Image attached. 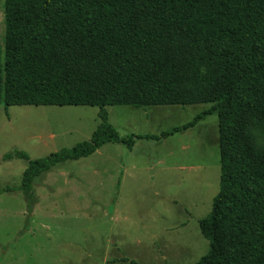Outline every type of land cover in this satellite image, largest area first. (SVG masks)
Instances as JSON below:
<instances>
[{
	"label": "trees",
	"instance_id": "trees-1",
	"mask_svg": "<svg viewBox=\"0 0 264 264\" xmlns=\"http://www.w3.org/2000/svg\"><path fill=\"white\" fill-rule=\"evenodd\" d=\"M4 14L0 105L101 109L89 141L37 160L4 156L28 161L30 206L53 168L108 143L133 149L141 137H121L106 107L206 104L162 135L218 116L220 191L200 221L209 251L196 264H264V0H4Z\"/></svg>",
	"mask_w": 264,
	"mask_h": 264
},
{
	"label": "rangeland",
	"instance_id": "rangeland-1",
	"mask_svg": "<svg viewBox=\"0 0 264 264\" xmlns=\"http://www.w3.org/2000/svg\"><path fill=\"white\" fill-rule=\"evenodd\" d=\"M0 0V47L5 39ZM210 105L108 106V122L133 149L108 143L20 189L28 161L89 141L99 107L0 105V264H196L209 251L200 221L220 191L218 116L163 138ZM6 187L13 192H2Z\"/></svg>",
	"mask_w": 264,
	"mask_h": 264
}]
</instances>
